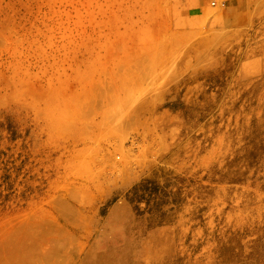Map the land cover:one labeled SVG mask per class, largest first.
<instances>
[{"label": "rangeland", "instance_id": "obj_1", "mask_svg": "<svg viewBox=\"0 0 264 264\" xmlns=\"http://www.w3.org/2000/svg\"><path fill=\"white\" fill-rule=\"evenodd\" d=\"M0 264H264V0H0Z\"/></svg>", "mask_w": 264, "mask_h": 264}, {"label": "built area", "instance_id": "obj_2", "mask_svg": "<svg viewBox=\"0 0 264 264\" xmlns=\"http://www.w3.org/2000/svg\"><path fill=\"white\" fill-rule=\"evenodd\" d=\"M215 2H213V4H214Z\"/></svg>", "mask_w": 264, "mask_h": 264}]
</instances>
